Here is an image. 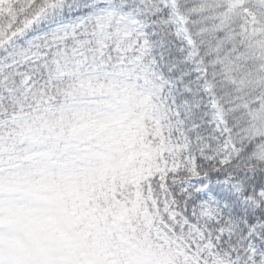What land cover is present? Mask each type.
<instances>
[{
	"label": "snow or ice",
	"instance_id": "obj_1",
	"mask_svg": "<svg viewBox=\"0 0 264 264\" xmlns=\"http://www.w3.org/2000/svg\"><path fill=\"white\" fill-rule=\"evenodd\" d=\"M0 264H264V0H0Z\"/></svg>",
	"mask_w": 264,
	"mask_h": 264
}]
</instances>
